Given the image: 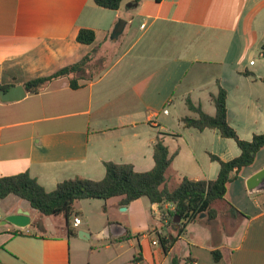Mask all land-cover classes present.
I'll list each match as a JSON object with an SVG mask.
<instances>
[{"label": "crops", "instance_id": "crops-1", "mask_svg": "<svg viewBox=\"0 0 264 264\" xmlns=\"http://www.w3.org/2000/svg\"><path fill=\"white\" fill-rule=\"evenodd\" d=\"M83 29L95 32L93 44L78 42ZM263 54L264 0H125L116 11L94 0H0V86L24 85L93 55L78 89L61 78L21 101L0 103V177L29 173L52 192L70 178L103 180L107 162L144 173L155 167L161 138L173 158L166 188L173 178L178 186L184 178L215 180L220 165L211 156L228 162L240 149L218 130L186 127V118L199 117L187 102L214 116V97L224 89L239 137L263 134ZM263 169L264 149L230 184L226 201L214 205L221 208L215 226L188 224L168 253L147 232L177 236L179 225L163 220L172 204H146L144 197L122 210L123 197L109 199L107 218L93 233L89 222L81 229L85 200L68 227L63 215L45 216L11 195L0 200V221L23 209L32 222L0 227V264H73L72 242L79 248L94 239L104 244L92 248L88 264H171L176 256L181 264H264V191L250 192L246 182ZM230 204L243 215H233ZM116 206L128 216L110 215ZM145 207L147 216L134 224ZM149 210L167 232L152 228Z\"/></svg>", "mask_w": 264, "mask_h": 264}, {"label": "trees", "instance_id": "trees-1", "mask_svg": "<svg viewBox=\"0 0 264 264\" xmlns=\"http://www.w3.org/2000/svg\"><path fill=\"white\" fill-rule=\"evenodd\" d=\"M124 1L94 0V3L99 7L116 11L120 9ZM135 1L139 3L141 0ZM77 40L79 43L91 45L96 40V34L92 30L83 29L79 32ZM92 57L93 55H88L80 62L63 68L51 76L24 82L23 86L28 93H39L53 80L68 78L71 80V88L78 89L79 80L86 72ZM11 87L12 85L0 86V90L8 91ZM227 101L228 93L221 89L219 94L214 97L216 114L210 116L188 100V107L197 112L199 117L184 120L185 126L188 128L200 131L218 130L224 138L234 140L240 149L241 155L228 162L214 155L211 156V159L220 165V171L215 180L193 181L184 178L175 190L166 188L167 173L173 158L169 156V149L163 140L158 138L154 146L155 167L151 171L140 173L131 164L107 162L105 163L106 176L103 180L70 178V180L60 183L52 192H47L29 173L0 177V200L15 195L21 200L29 202L33 209L45 216L63 215L67 219L68 227L75 214L76 203L83 200L107 201L123 197L120 203L126 207L145 197L153 204H172L175 206L174 211L166 210L163 213V220L170 225L175 223L179 225L177 236L167 237L159 234L161 246L168 253L178 237L185 232L188 224L202 220L211 222L218 218L219 210L214 205L218 201H226L230 184L238 179L244 169L255 164L259 152L264 149V133L255 135L251 141H245L239 137L238 132L228 122ZM230 207L233 215H243L231 204ZM13 234H17V232H13ZM213 252L214 260L221 261L223 258L221 252L217 250ZM189 260L187 263L192 264ZM171 264H181L180 258L174 257Z\"/></svg>", "mask_w": 264, "mask_h": 264}, {"label": "rangeland", "instance_id": "rangeland-1", "mask_svg": "<svg viewBox=\"0 0 264 264\" xmlns=\"http://www.w3.org/2000/svg\"><path fill=\"white\" fill-rule=\"evenodd\" d=\"M259 57L256 55L254 56V59L257 60ZM178 186V182L175 180L174 178L171 181V183L168 185L169 189H175ZM146 202V204H148L147 202H150L149 199H144ZM84 205H85V213L81 214L80 217L84 222V225L81 227V229H86V224L89 222L92 227L94 228L93 233H97L100 231L101 228V223L103 222V220H106L107 215H104V209H110V207H108L107 202L108 200H85L83 201ZM219 208V210L221 211V208L219 206H217ZM146 207L143 209H139L137 211V216H132L131 220L134 224H138L140 221H142V219L144 220L145 217L147 216L146 214ZM122 212L121 209H119L118 206H116L115 208H111V213L112 214H116L118 217L120 218H125L126 213H119ZM0 213H2L4 215V211L0 208ZM223 213V214H222ZM146 215V216H145ZM225 215L224 212H221V217ZM148 221L149 223H151L150 225L152 226V228H155L157 226H159V228H161L164 232H167L168 230L166 229V227L163 225V222L158 218L155 217V215L153 214V212H151L149 210L148 212ZM209 226H215V223H208ZM213 224V225H212ZM233 228L235 227L234 223H233ZM153 230V229H152ZM148 238L151 241L152 239H157L159 240V235L153 231L151 232H147ZM81 242V247L76 248L74 247V243L72 242V256H73V264H88L89 261V254L93 248V250L99 249L101 248L100 246L103 245L104 243L102 241H98V240H87V241H80ZM136 247L139 248V243L136 241ZM179 248V247H178ZM177 253V252H176Z\"/></svg>", "mask_w": 264, "mask_h": 264}, {"label": "water", "instance_id": "water-1", "mask_svg": "<svg viewBox=\"0 0 264 264\" xmlns=\"http://www.w3.org/2000/svg\"><path fill=\"white\" fill-rule=\"evenodd\" d=\"M122 29H116L117 34H120ZM27 91L23 85L11 87L8 91L0 90V103H11L25 99ZM247 182V187L250 192L264 191V169L253 175ZM122 210H126L125 207ZM32 218L28 211L18 209L15 213L6 215L0 221L2 226H14L18 229H25L31 226ZM85 232H79L81 238H85Z\"/></svg>", "mask_w": 264, "mask_h": 264}, {"label": "built area", "instance_id": "built-area-1", "mask_svg": "<svg viewBox=\"0 0 264 264\" xmlns=\"http://www.w3.org/2000/svg\"><path fill=\"white\" fill-rule=\"evenodd\" d=\"M81 223H82L81 219L79 217L75 216L74 217V226L78 227L81 225ZM157 244H158V242H154V245H157Z\"/></svg>", "mask_w": 264, "mask_h": 264}]
</instances>
